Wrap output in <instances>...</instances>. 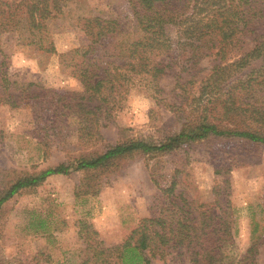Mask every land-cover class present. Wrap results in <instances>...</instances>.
Segmentation results:
<instances>
[{
  "label": "trees",
  "instance_id": "trees-1",
  "mask_svg": "<svg viewBox=\"0 0 264 264\" xmlns=\"http://www.w3.org/2000/svg\"><path fill=\"white\" fill-rule=\"evenodd\" d=\"M124 2L129 13L125 21L110 2L106 9L96 10L87 0H0V35L17 31L40 53L56 54L47 27L52 20L72 21L87 38L83 45L59 54L82 90L45 89L40 94L30 83L20 87L17 100L13 94L17 80L1 69L0 101L17 105L33 100L45 118L42 129L57 136L64 135L63 129L70 132L73 126L64 124L70 117L77 138L91 144L34 172L1 169L0 214L11 197L53 175L104 173L136 155L158 160L182 145L209 137L264 145V28L259 31L264 27V0ZM246 37H250L249 47ZM206 57L212 64L197 78L202 68L198 63ZM169 74L177 102L160 96L161 81ZM135 85L179 113V129L158 141L130 137L99 148L101 126ZM177 173L173 169L163 183L152 171L151 180L160 191L159 212L141 218L119 244L93 248L90 258L99 264H152L153 259L165 261L168 255L178 258L185 253L191 264H254L256 241L243 254L235 251L236 228L232 232L231 219L221 216L222 211L229 214V205L216 211L209 206L196 209L183 191L175 193ZM83 228L89 232L88 226Z\"/></svg>",
  "mask_w": 264,
  "mask_h": 264
},
{
  "label": "rangeland",
  "instance_id": "rangeland-1",
  "mask_svg": "<svg viewBox=\"0 0 264 264\" xmlns=\"http://www.w3.org/2000/svg\"><path fill=\"white\" fill-rule=\"evenodd\" d=\"M87 2L96 10L112 3L108 7L122 20L129 14L124 0ZM47 27L56 54L38 52L17 31L0 35V72L6 69L11 79L17 80L18 88L13 92L17 100L20 87L30 83V88L40 94L45 89L82 90L59 54L83 45L86 36L66 19L52 20ZM245 42L249 47L250 37ZM211 64L209 57L202 59L197 78ZM161 82L160 96L177 102L172 74ZM38 112V105L30 99L17 105L0 101V170L34 172L91 145L81 142L72 131L74 119L69 117L64 122L73 126L70 132L63 129L64 135L57 136L50 129H42L45 118ZM179 115L144 87L132 86L120 109L101 126L103 140L97 146L130 137L158 141L179 129ZM173 169L179 170L175 193L183 191L196 209L209 206L216 211L229 205V214L222 211L221 216L231 219L232 232L236 228L235 251L243 254L256 241L254 264H264V145L216 137L182 145L173 155L158 160L136 155L104 173L91 170L53 175L33 189L20 191L4 203L0 214V264H99L95 257L90 258L93 248L119 244L141 218L159 212L160 191L151 180V172L166 183L165 177ZM152 264L191 263L184 253L178 258L168 255L165 261L153 259Z\"/></svg>",
  "mask_w": 264,
  "mask_h": 264
}]
</instances>
